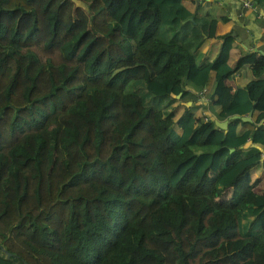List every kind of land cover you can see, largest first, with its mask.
<instances>
[{"label": "trees", "instance_id": "1", "mask_svg": "<svg viewBox=\"0 0 264 264\" xmlns=\"http://www.w3.org/2000/svg\"><path fill=\"white\" fill-rule=\"evenodd\" d=\"M79 1L0 0V264H264V155H239L264 124L206 113L264 118V52L229 65L226 34L198 64L216 18Z\"/></svg>", "mask_w": 264, "mask_h": 264}, {"label": "crops", "instance_id": "2", "mask_svg": "<svg viewBox=\"0 0 264 264\" xmlns=\"http://www.w3.org/2000/svg\"><path fill=\"white\" fill-rule=\"evenodd\" d=\"M182 3L197 15H206L214 17L216 21V36L205 38L195 52V61L203 63L210 61L215 56L220 43H224L226 34L232 35L231 41L228 40V56L226 62L232 65L241 55L251 52H264V7L255 4L251 7H241L239 0H181ZM222 17V18H221ZM224 17V19H223ZM252 71L251 64L244 62L232 71L224 79V87L232 92L235 87L244 85L248 80L255 77H261ZM208 90L212 86V79L208 82ZM185 105L191 103L190 100L183 101ZM218 104L209 105L206 113L213 119L217 118L215 113L219 110ZM250 109V120H244L248 123L237 124L236 130L241 131L256 125H263L264 118L253 122L254 112ZM247 113V112H246ZM245 113V114H246ZM247 140V139H246ZM260 149L261 155H264V144L250 142L241 145L239 155L245 156L250 152ZM253 179V189L256 191L264 190V170L259 167L253 168L251 172Z\"/></svg>", "mask_w": 264, "mask_h": 264}, {"label": "water", "instance_id": "3", "mask_svg": "<svg viewBox=\"0 0 264 264\" xmlns=\"http://www.w3.org/2000/svg\"><path fill=\"white\" fill-rule=\"evenodd\" d=\"M74 3L76 4H81V2L79 0H72ZM191 18V17H189ZM179 96V93L175 94V97H178ZM240 118L241 120H247L249 121L250 120V110L246 113V114H243V115H239L237 113H232L230 115H228L226 118L224 119H217V118H214L213 119V123L214 125H216L217 127L221 128V129H225L226 128V123H227V120L230 119V118ZM250 142V139L248 138L242 145H246ZM1 251H3L4 253V256L6 258H11V254L9 251H7L4 247H1L0 248ZM16 261H19V259H16ZM22 264H28L26 261L22 260L21 261Z\"/></svg>", "mask_w": 264, "mask_h": 264}, {"label": "built area", "instance_id": "4", "mask_svg": "<svg viewBox=\"0 0 264 264\" xmlns=\"http://www.w3.org/2000/svg\"><path fill=\"white\" fill-rule=\"evenodd\" d=\"M241 7H251L254 5L253 0H239ZM201 98H204L203 91H199Z\"/></svg>", "mask_w": 264, "mask_h": 264}]
</instances>
